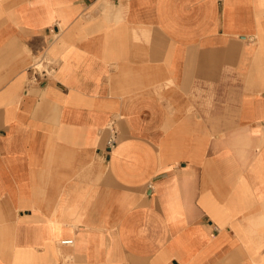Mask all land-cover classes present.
Segmentation results:
<instances>
[{
  "label": "crops",
  "instance_id": "0c3cea01",
  "mask_svg": "<svg viewBox=\"0 0 264 264\" xmlns=\"http://www.w3.org/2000/svg\"><path fill=\"white\" fill-rule=\"evenodd\" d=\"M0 264H264V0H0Z\"/></svg>",
  "mask_w": 264,
  "mask_h": 264
},
{
  "label": "built area",
  "instance_id": "2783aa9c",
  "mask_svg": "<svg viewBox=\"0 0 264 264\" xmlns=\"http://www.w3.org/2000/svg\"><path fill=\"white\" fill-rule=\"evenodd\" d=\"M108 131L109 132H108V138L106 144H107V151H110L116 144V132L111 124L108 126ZM61 243L69 245L72 243V240L71 239L62 240Z\"/></svg>",
  "mask_w": 264,
  "mask_h": 264
},
{
  "label": "rangeland",
  "instance_id": "374dc122",
  "mask_svg": "<svg viewBox=\"0 0 264 264\" xmlns=\"http://www.w3.org/2000/svg\"><path fill=\"white\" fill-rule=\"evenodd\" d=\"M41 68H42L41 64L37 65V69H41Z\"/></svg>",
  "mask_w": 264,
  "mask_h": 264
}]
</instances>
